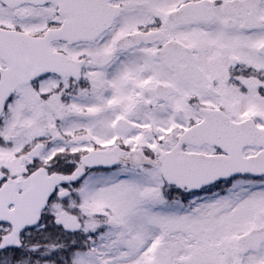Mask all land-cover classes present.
Segmentation results:
<instances>
[{
  "label": "snow or ice",
  "instance_id": "snow-or-ice-1",
  "mask_svg": "<svg viewBox=\"0 0 264 264\" xmlns=\"http://www.w3.org/2000/svg\"><path fill=\"white\" fill-rule=\"evenodd\" d=\"M0 264H264V0H0Z\"/></svg>",
  "mask_w": 264,
  "mask_h": 264
}]
</instances>
